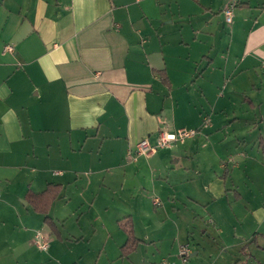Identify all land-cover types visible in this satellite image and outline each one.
I'll return each instance as SVG.
<instances>
[{
  "label": "crops",
  "instance_id": "1",
  "mask_svg": "<svg viewBox=\"0 0 264 264\" xmlns=\"http://www.w3.org/2000/svg\"><path fill=\"white\" fill-rule=\"evenodd\" d=\"M151 1L0 0V262L12 257L15 263L29 264L27 251L34 249L32 240L42 224L56 237L48 242L47 249L35 248L48 254L47 264L97 262L98 257L86 249L68 254L71 250L63 248V240L69 239L62 234L61 220L56 216L59 209L65 212L69 207L68 191L76 202L93 210L92 220H98L109 232L115 231L107 215L115 197L113 188L98 184L90 200L85 197L89 178L84 187L67 189L79 180L76 174L80 170L91 169L96 175L106 172L112 177L122 170L125 177V167H129L134 177L145 169L149 177L159 176L161 160H179L182 145L195 147L196 155L205 161L215 159L213 163L223 170L208 176L205 168L201 170L204 160L196 163V172L203 176L196 181L211 200L228 199L230 194L241 200L246 194L236 188L228 163L217 160L216 144H211L208 136L213 129L223 127L215 122V98L222 95L207 96L201 91L196 100L184 88L196 71L187 60L191 49L185 45V38L195 36L194 29L187 34L183 29L181 6L186 0H158L157 8ZM165 4L169 10L163 8ZM196 4L209 11V23L222 18L225 24L211 42L222 59L223 79L228 73L239 72L253 87L264 85V0H196ZM227 8L232 12L229 22L224 14ZM217 25H213L216 31ZM6 44L12 50H4ZM229 61L235 66L228 68ZM211 62L212 58L209 66ZM207 110L211 114L208 131L160 147L170 151V158L168 153L159 154V148L147 155L137 153L136 143L143 137L154 143L160 131L200 130ZM251 122L256 125L255 115ZM255 143L260 159L246 152L236 153L246 160L245 176L249 178L258 177L250 170L252 162L258 166L259 177H264V136L259 135ZM14 177L21 184L11 190L8 184ZM48 183L59 184L47 211L55 230L28 200L31 193L41 192ZM150 188L151 194L145 198L154 206L161 205L159 194L167 192V187L160 184L158 189L153 183ZM155 199L159 203H154ZM242 213L241 225L233 227L235 239L229 241L227 228L212 211L210 221L220 236V248L213 258L225 259L226 253L228 264H238L243 261L241 256L257 257L264 249L257 240L264 236V204L243 206ZM249 216L251 223L247 224ZM10 218L14 227L16 222L22 227L20 237L1 233ZM118 224L126 233L118 247L119 258L130 259L144 239L134 234L130 220L125 224L119 220ZM144 237L150 236L147 233ZM72 238L82 240L83 236ZM128 240L134 247L124 253L122 246ZM193 253L198 254V248Z\"/></svg>",
  "mask_w": 264,
  "mask_h": 264
},
{
  "label": "rangeland",
  "instance_id": "2",
  "mask_svg": "<svg viewBox=\"0 0 264 264\" xmlns=\"http://www.w3.org/2000/svg\"><path fill=\"white\" fill-rule=\"evenodd\" d=\"M151 2L154 8L160 5L158 0ZM196 5V0H186L181 6L184 9L182 24L186 31L185 34L193 33L194 29L193 36H195V39L185 38V45L190 46L191 49L190 58L187 60L196 71L184 88L190 92L187 93L188 96H196V100L201 91L207 96H213L216 93L222 95L215 98L217 100L215 122H221L223 127L220 130L213 129L208 136L211 144H216L217 160L221 159L226 164L228 163L227 166L236 188L246 194L241 200L234 199L232 194L228 199L224 197L220 200H211L203 191L201 182L196 181V177L202 176L196 172V163L204 159L196 155L195 147L188 149L182 145L184 150L181 151L182 155L179 160L174 162L168 160L167 163L166 160H161L163 171L159 176L156 174L154 177H149L145 169L134 177L129 167H125V177L121 175L122 170H119L113 177L106 172L96 175L91 169L80 170L76 174L79 180L68 185L67 189L70 190L72 186L80 189L81 186L84 187L85 179L89 178L85 197L90 200L97 191L98 184L104 183L113 188L115 197L107 209V215L114 222L115 231L109 232L100 225L98 220H92L93 210H90L85 203L76 202L74 194H69L67 191L71 199L67 211L62 212L56 209L55 212L59 213L56 216H59L61 220L62 234L69 239L68 241L63 240L65 242L63 248L67 251L71 250L68 254L72 251L79 253L86 249V252L94 253L95 257H98L95 264H228L229 256L226 253L224 254L225 259H215L212 256L220 248V236L216 231V225L210 221L213 217L212 211L219 217L220 223L227 228V236L231 241L235 239L233 227L241 225L239 222L243 217V206L250 208L253 202L264 204V177H259L258 166L254 162L250 164V170L258 177L249 178L245 176L247 175L246 160L236 155L237 152L242 151L251 156L257 155L260 159V150L255 139L259 135L264 136V121L261 120L264 118V85L258 83L253 87L251 82L244 78V74L239 72L228 73L223 79L222 59L211 47V42H213V34L218 38V31H223L222 26L225 24L222 23V18H218L215 23L213 21L209 23V11L205 12L201 6ZM163 8L169 10L168 4H165ZM215 24H218L217 31L213 28ZM206 41L209 43L208 47L205 46ZM204 53L205 55L202 56ZM210 58L213 59L211 66L208 65ZM232 65L235 66V62L229 61L227 67L230 68ZM201 73L202 76H200ZM210 115L209 110L204 113L201 129H196V134L199 131H208ZM254 115L256 125L251 122ZM158 150V153H163V156L168 153V158H170V151L166 152L167 150H162V148ZM230 157H233V161H228ZM214 160L203 161L204 165L201 170L205 168V174L208 176L213 175L214 172L219 174L223 172L218 165L213 163ZM236 162L239 165L233 167L232 163ZM91 174V177H86ZM153 183L157 184L158 189L160 184L167 187V192L158 193L162 199L161 205L154 206L145 198V195L151 194L148 191L151 190ZM20 184V179L14 177L8 186L9 189L16 190ZM142 185L145 188L141 187ZM69 198L66 201H69ZM119 220L123 224L130 220L134 234L144 239L130 255V259L119 258V244L126 238L125 231L118 226ZM246 220L247 224L251 223L250 216ZM21 228L18 222L14 227L10 218L9 225L1 233L8 235L9 238H17L22 235L19 233ZM205 228L207 232L203 234L202 230ZM38 230L48 238V242L53 237L56 239L45 224H42ZM147 233L150 237L146 238L144 236ZM80 235L83 236L82 240L72 238V236L80 237ZM257 240L259 244H264V236H259ZM32 243L34 249L27 251L30 255L29 264H47L45 258H48V254L37 252L34 237ZM183 244H187L189 249L185 258L179 254V247ZM196 248H198V254L193 253L196 252ZM233 258V260L236 259V257ZM241 258L243 261L238 264H264V249L259 251L257 257L243 255ZM1 263L21 264V262L15 263L12 257L6 258ZM52 264L55 263L52 262ZM86 264L90 262L87 261ZM91 264H94V261H91Z\"/></svg>",
  "mask_w": 264,
  "mask_h": 264
},
{
  "label": "built area",
  "instance_id": "3",
  "mask_svg": "<svg viewBox=\"0 0 264 264\" xmlns=\"http://www.w3.org/2000/svg\"><path fill=\"white\" fill-rule=\"evenodd\" d=\"M225 18L229 22L231 21L232 12L230 8L225 9ZM4 50H12L11 45L6 44L4 45ZM196 134V129L193 128H179L174 132H166V131H160V133L157 135L155 142L151 143L148 139V137H143L136 143V151L140 154H149L153 153L156 149L168 146L172 141L175 140H184L186 137H192ZM154 203H159L158 199L154 200ZM34 243L37 248L41 250H45L48 247V239L45 235L41 233V231L37 230L34 235ZM189 249L187 247V244L180 245L179 247V254L185 258V256L188 254Z\"/></svg>",
  "mask_w": 264,
  "mask_h": 264
},
{
  "label": "trees",
  "instance_id": "4",
  "mask_svg": "<svg viewBox=\"0 0 264 264\" xmlns=\"http://www.w3.org/2000/svg\"><path fill=\"white\" fill-rule=\"evenodd\" d=\"M262 152H264V147H262ZM59 184L48 183L47 186L38 193H31L28 197L29 202L32 204L33 208L42 213L44 216V221L51 225V227L55 230V227L47 216V211L50 206L53 198L58 194ZM134 247V243L128 240L123 246L122 250L124 253H127Z\"/></svg>",
  "mask_w": 264,
  "mask_h": 264
}]
</instances>
